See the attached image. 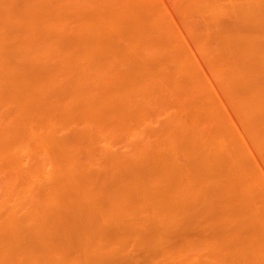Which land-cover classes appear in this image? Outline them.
<instances>
[{
    "label": "bare ground",
    "instance_id": "6f19581e",
    "mask_svg": "<svg viewBox=\"0 0 264 264\" xmlns=\"http://www.w3.org/2000/svg\"><path fill=\"white\" fill-rule=\"evenodd\" d=\"M27 1L25 0L26 3ZM51 1L31 0L29 4H21L20 6L24 7H21V10L19 9L13 14L10 13L12 15L8 14V11L11 8L14 10V7H20H16L19 2L15 3L17 4L16 6L13 4L14 7L8 4L9 1H7L8 3L6 2L7 4L2 2L3 5L0 3V10L2 11L0 14V121H12V123L9 122V124H12L11 126L8 124L10 128H7L6 124L4 126L6 127L5 129L3 126L0 128V169L13 171V173L16 171V175L17 171L25 172L27 179L25 178L23 183L18 186L19 188L17 185L10 184L11 182L8 184L14 185L18 189L15 190L14 187L10 189V186L3 185L10 189L11 194L5 188V192L7 191L9 195L14 196L15 193L16 195L18 193L19 195L24 194L29 202L27 203L24 200L26 204L32 205H28L32 208H30V213L26 217L20 215V213H15L16 210L11 211V209L9 210L11 212L7 213V215L5 214V216L0 213V227L3 226L5 228L6 225L10 232L9 236L6 237L4 236L6 231L3 229L5 234L2 237L5 238L2 239L3 248L1 247V250L4 247L8 249V246L13 249L12 246L17 243L16 247H14H21L24 251L31 243H37L36 240L31 239L32 236H29V239L27 238L28 235L25 236L23 228L26 229L31 223L32 226L36 225L39 221L38 219L46 215L45 212L49 209L48 207L59 205L57 212L59 215H55L54 218L57 219L60 216L57 220L61 221V225L63 223L64 226L62 225V227L64 228L60 233L59 240L57 239V244L55 243V246L51 244L52 248L50 247L49 251L45 250V239L39 238L41 237V232L34 227V233L35 230L39 233H36L37 236L39 235L37 240H43L44 248L42 246L40 248L41 243H38V247V244L36 248L35 246H29V250L37 249L41 255L36 252L37 250L33 251V257L31 252L27 253L29 256H25L29 258L28 260L24 256L23 251H21L23 253H20L21 259H23V256L25 259L19 262L16 261L17 264H103V260L111 257L110 254L115 250L120 249L122 246L125 250V245L123 244L128 243L126 241L127 238L131 239V237H134L133 239H135L138 236L136 233L139 229L144 228L151 230L149 236L152 235V237L147 240L148 242L141 240L140 243L155 247L157 250V256H154L155 258H152L153 260L151 259L148 264H163L164 259L167 258L171 259L170 261H174V264H264V192H262L264 190L262 187L264 186L261 187L258 175L247 161L243 147L225 128L224 124L221 126V117L219 118L215 109H213V112L210 108L211 106L207 116H203V113H201V116L198 117L201 119L205 118L206 125L203 126H207L210 129L208 132H203L204 127L201 125L204 123L202 120V124L198 118H196L198 120L192 119L194 117L191 118L192 120L189 118L186 120L184 117L187 116L184 114L185 116L182 117V114L181 118H184L183 120L178 113L179 115L169 117L171 122L169 126L164 124L162 125V131L161 127L157 129L158 132L160 131L159 133L156 130L157 133L155 131L150 133L151 135L156 133L153 139L145 136V140L147 138L152 140L146 147L139 140L137 141L144 148L137 141L134 142L135 145L131 147L134 149V151L132 150L133 155H137L138 158L134 155L137 161L135 159L132 162L135 163L133 166L130 163L131 168L129 167L130 164L127 165L125 162L129 169H127L128 171L123 177L122 175L121 177L119 175V177H116L118 170L114 169H118L116 167L119 166L118 163H115L119 160L116 155L114 154L113 156V154H110L111 152L108 153V150L103 151L104 149H101L100 155L104 157L103 160L105 158L110 160L109 162L107 161L109 164L113 161L114 164H110L113 168L117 166L113 170L109 166L110 175L112 176L110 177L109 175L111 178L109 182L105 180L107 185L103 187L95 185L97 170L92 169V160L89 161V156L95 151V147L98 149V145L102 144V142L108 143L109 141L111 143L113 139L117 141V137L119 141L120 138H142L149 131L148 128L146 129L148 123L152 122L161 112L164 113V110L165 113L170 111V108L168 109L169 111H166V109L170 106L171 99L175 98V96H172V92L170 99L171 93L169 92L176 90L178 87L177 83L179 84L178 81L176 82L178 79L174 78V74L183 72L181 75L179 74L181 76L180 79H186V77L188 79V75L191 73L194 75L196 71L191 72L190 66L189 68L188 66L186 67L188 62L185 64L184 60L180 59L179 56L181 55H179L178 47L176 48V43H174L173 36L175 34L173 32L172 34L171 32L167 33L166 30L168 28L165 30L164 26H161L160 21L163 20H160V18H163V14L156 5L157 8L154 6V9H151L152 12H149L151 10L147 9L148 7H143L145 4L142 5V3L146 2H143V0L137 1V4L141 1L139 4L142 7L136 4L134 7L131 5V8L124 1H122L123 4L118 2L121 0ZM189 1L191 2L192 0ZM204 1H202V5L205 7L202 6L203 8L199 9H207L209 5H211L209 6L210 9L215 7V3H212L213 1ZM237 1L239 0H234V2L232 0V4L237 3ZM247 1L246 3L249 4L250 1ZM254 1L257 2V0H253L250 6L248 5V8L254 9L253 11H255V4H257ZM206 2L209 5L206 6ZM215 2H217V5H221L218 1L215 0ZM226 2L224 1V3ZM88 3L90 5L96 4V9L98 10L91 9L92 11H86L84 9L85 11L82 12L81 8L84 5L88 6ZM150 3L153 4V1ZM242 3L245 5L244 0ZM258 3L260 2L258 1ZM239 4L238 7H241L242 4ZM148 5L146 4V6ZM251 5H255V7ZM222 6L218 8L221 9ZM1 7L3 8L1 9ZM187 7L190 8L189 4ZM215 8L211 10L215 11ZM210 9L209 11H211ZM235 9H237V6ZM250 9L249 11H251ZM239 10L242 11L243 9L240 8ZM153 11H155V14H152L154 13ZM245 12H248V10ZM256 13L252 15H256ZM260 15L257 14L256 16L259 17ZM242 17L244 18V16ZM258 17L255 18L258 22H264L261 18V21H259ZM245 18L247 19V17ZM151 19L157 23L154 30L153 27L151 28ZM254 23L256 22L254 21ZM257 23L256 27L264 28V26H261L264 23L261 25ZM13 28H15V32H13ZM16 28L18 31L23 29L24 32H21L22 34L24 33V37L18 36V40L13 39L15 40L13 44L10 41L12 32L13 35L19 33H16ZM254 29L258 30V28ZM38 31H40L41 35H39ZM251 32H254V35L258 34H255L257 31ZM153 33L156 34L153 35ZM160 33H163L164 37L166 36L165 38H167L165 45L157 44L156 42L158 41L155 42L154 37H152V35L160 36ZM259 33L257 36L261 35L262 37H253L258 42L261 38H264V31ZM19 34L21 35V33ZM233 34L235 35V33ZM244 34L248 38L251 33L246 32ZM223 35L225 34L223 33ZM236 35L235 38L237 37ZM246 35H241L245 38L240 36V42L236 40L238 38L232 39L231 35L230 38L238 43L237 45L235 44L237 47L240 46L244 50L246 44H242L241 41L249 39L246 38ZM217 36L219 37L220 35ZM217 36L215 38L218 41L219 38ZM228 36H225V40L223 39L224 36L220 37L217 46L220 42V47H222L223 40L226 41L227 38L230 43L223 42L225 44L223 47L225 50L227 46L231 48V50H227L230 51L228 54H231L232 48H236V46L234 45L235 42L230 41ZM251 38L247 41L249 45H247L246 50H250V42H253ZM7 40L9 41L7 42ZM4 41H6V44L11 43L12 46L8 47L10 44L7 46ZM208 42V40L202 39L201 43L199 41L201 44L199 47L206 49L209 46H207ZM258 42L254 41V43ZM254 43L251 46L259 48L258 45L257 47L253 45ZM210 45H213V43H210ZM229 45L231 46L229 47ZM243 45H245L244 48H242ZM240 47L236 49L241 52ZM224 49H222L221 53L226 55L227 53H224ZM261 49L258 50L262 51ZM164 50L165 53H169V55L167 54L169 58L160 60L161 57H159L160 59H158L160 53H163L161 51ZM256 50L253 53L250 52L251 50L246 51L250 53V55L248 54L249 56L246 55L247 57H245V52L242 51V55L245 58L252 60L250 62L252 68L253 66L256 68L257 65H264V60H261L262 64L259 62L264 54L260 55L262 52L260 53V51ZM236 52L234 51V53ZM255 52H259L260 55H258L260 59H258V56L255 59L256 61L257 59L259 60L256 62L258 63L257 65H255V60L253 59L255 57L251 55V53L254 54ZM213 54L215 55V53ZM6 56L9 57L10 61L8 64H1V61ZM213 56L210 58H212L211 63L214 65V72L217 75L218 73L221 75L222 65L218 63V58L215 57L217 52ZM221 56L223 57V55ZM237 56L239 57L240 55ZM251 57L253 58L251 59ZM226 59L228 58L223 59L224 62ZM245 60L247 61V59ZM4 61L6 62L7 60L4 59ZM23 62H26V67L21 66L24 65ZM247 62L249 63V61ZM233 63L235 62L233 61ZM243 63L240 66H243ZM250 64L246 65L247 70L244 69L247 74L244 72L242 74L243 68H245L243 67L239 72L241 73L239 76L241 75L242 78L247 77L246 75L248 74V77L250 76L252 73ZM236 68L234 66L235 70ZM258 73L260 72L258 71ZM230 76L232 75L230 74ZM235 76L233 77L236 78ZM229 78L231 79V77ZM69 80L76 84L77 88L79 86L78 82H81L79 87L82 86L83 89L81 88V91L79 90L80 88L77 89L80 91L78 92L76 87L72 85V89L76 91L71 88L69 90V87L66 86L68 82L70 83ZM189 80L192 81V79ZM237 80L239 79L237 78ZM262 80L260 79L259 83L264 84V82H261ZM253 81L255 82V80ZM82 82H85L83 83L85 87ZM189 82L187 81L186 83ZM193 82L192 84L190 83L191 86L194 85ZM70 84L68 85L71 87ZM257 84L258 78L257 83L255 82L252 85L257 86ZM198 85L196 86L199 87ZM258 85L260 90L258 89L259 86H257L258 88L252 86V90L248 88V91H250L249 93L247 92L248 95L246 92L244 94H242L243 92L239 93L243 96L239 98L238 104L234 102L239 109H236L238 115L242 117L243 121L246 119L247 123L248 120H251V123L260 122L264 124V114H262L264 113V90L261 91L264 85ZM184 86L190 87L188 84ZM196 86L194 85L195 88L193 89H196ZM84 88H86V91ZM179 88H181V85L177 89L179 90ZM235 88L233 89L236 90ZM184 91H187V89H184ZM176 96L178 97V95ZM70 105L76 106L75 109L70 107ZM258 110L262 111H260V116L256 114ZM197 116L195 115V117ZM75 125L80 126V129L76 130ZM199 125L203 128L199 127ZM251 125L249 124V126ZM166 126L168 127L164 128ZM70 127V130L73 128L72 131L74 133L71 131L73 135L71 137L70 134V138L67 136L69 139L66 137L62 138L57 134L58 129H68ZM207 128H205L206 131ZM254 133L257 135L258 131H254ZM261 133L258 135L256 147L261 154L260 156L264 158V132L261 131ZM97 152L99 151L97 150ZM82 153L83 157H85L80 159L79 155ZM181 153L187 157L186 161L183 160L185 163L177 160V155H181ZM24 156L30 157L33 164L25 167L23 165L25 162H22ZM83 159L85 160L83 161ZM21 177L24 176L21 175ZM19 200L17 203L14 202L18 205V208L21 206H19V202L20 204L24 203ZM3 205L6 206V204ZM12 206L13 208L15 207L11 204ZM48 212L50 211L48 210ZM15 214L23 218H18ZM189 216H193V219L197 218L201 225L203 224L206 228H211V236L209 234V238L197 241L193 238L194 241L183 240L179 244L171 242L172 245L168 244L169 242L166 243L165 240L163 241L162 237L165 236L166 232L168 234L169 227L171 228L174 225L182 226ZM47 220L50 224L51 221ZM42 222L44 223V221ZM49 227L51 228V226ZM50 228L43 231L47 232ZM53 230H55V227H53ZM21 233H24V235ZM34 233L33 235H35ZM52 235L50 234L49 236ZM23 236L27 238L28 243ZM139 238L142 239L143 237L139 236ZM137 240L135 239L134 241ZM5 242L7 247L4 245ZM70 246L73 249V255L76 253L74 256H70ZM66 249H69L67 252L69 256L67 254L68 257H65V261H63L64 259L61 257L60 252ZM11 251L6 253L10 256L12 254ZM18 251L20 252V250ZM18 251L16 252L17 254L19 253ZM57 251L60 253V258L56 257ZM25 252L27 251L25 250ZM3 254L7 256V254ZM18 255L16 260H20ZM49 255H53L59 260L62 258L63 260L58 262V259L56 260L55 258L51 260L52 256ZM30 257L33 259L31 260ZM34 259L38 261L36 262Z\"/></svg>",
    "mask_w": 264,
    "mask_h": 264
},
{
    "label": "rangeland",
    "instance_id": "374dc122",
    "mask_svg": "<svg viewBox=\"0 0 264 264\" xmlns=\"http://www.w3.org/2000/svg\"><path fill=\"white\" fill-rule=\"evenodd\" d=\"M7 1H9V3L7 2ZM11 1V2H10ZM27 1V0H26ZM29 1H31V0H29ZM29 1H27V3L25 2V0H3V1H1L0 0V3L2 4V2H3V4L5 3V4H9L10 6L12 5L13 7H14V5L16 6L17 4H15V3H18V5L16 6V7H18V6H20L21 4H29ZM56 2L58 1V0H55ZM55 1H54V3H55ZM122 1H124V2H126L128 5H129V7L132 5L133 7H134V5H136L137 4V1L138 0H121V1H118L119 3L120 2H122ZM144 1H146V2H144ZM153 1V4L152 3H150V2H152ZM202 1H204V0H201V3H200V0H192L191 2L189 1V0H143V2L144 3H142V5L143 4H145V6H143V7H148L147 9H149V10H151V9H154V6L156 5L160 10H161V12H162V19L160 18V20H163V21H160V23H161V26H164V28H165V30H166V28H168L166 31H167V33H170L171 32V34H172V32L175 34H173L174 36V43H176L175 44V46H176V48L178 47V49L177 50H179V55H181V56H179L180 57V59H182V60H184L183 62L186 64L187 62V64H186V67L188 66V68H189V66H190V69H192V71L191 72H193V71H196V72H194L195 74L193 75V73H191L190 75H188L189 77H188V79H187V77H186V79L184 78H182L183 79V81H182V79H180L181 78V76H179V74L181 75L182 73H176V74H174L173 76H174V78L176 77V79H178V80H176V82L178 81L179 82V84L177 83V85H178V87L181 85V88H179V90L176 88V90H174V91H171V92H169V93H171L170 94V96H169V98L171 97V95H172V92H173V95L172 96H175V98H170L171 99V102H170V106L166 109V111H169L168 109L170 108V111L168 112V113H170V114H168V113H165V110H164V113L163 112H161L159 115H157L156 117H155V119H153L152 120V122H150V123H148L147 124V126L148 127H146V129L148 128V130L150 131H147V133L149 132V134L151 133V132H154L155 130L158 132V130L157 129H160V127H161V131L163 130L162 129V125H164V124H167L168 126L171 124V122H170V118H171V116L172 117H174V115H179L180 114V118H181V115H182V117L183 116H187V117H184L186 120H187V118H189L190 120H192V119H196V118H198V117H200L201 115V113H203L202 115L203 116H207L209 113H207L208 112V110H209V107L213 110V109H215L216 110V112H218V115H219V118L222 120L221 121V126H222V124H224V126H225V128L231 133V135L236 139V141L243 147V149H244V152H245V155H246V158H247V161L249 162V164H251V167L253 168V170L256 172V174L258 175H256L257 177H258V180H259V182H261L260 184H261V187L262 186H264V158H262V156H260L261 154H260V152H259V150H258V148L256 147V145H257V140H258V135H260V134H262L261 133V131L262 132H264V124H262V123H260V122H257V123H254V122H252L251 123V120L249 121L248 120V123H247V120L245 119L244 121L242 120V117L240 116V115H238V112H237V110H239L238 108H237V105L236 104H238L239 103V101H240V99L239 98H241V96H243L242 94H244L245 92H246V94H247V92L249 93L250 91H248V88H249V90H252L253 89V87H257V86H259L258 84H260L261 86L262 85H264V84H261V83H259V81H260V79L262 80V79H264V76H262V75H264V65H261V66H259V65H257L258 63H256L257 61H259L258 59H260L259 58V56L260 55H262V54H264V43H262V42H264V38H261V40H259V42L258 41H256L255 39H253V37H259L260 38V36H257L258 34H260L259 32H262V31H264V30H262V29H264V28H262V27H256V23L258 22L257 21V19H255V18H257L258 16H256L257 14L258 15H260L259 17H258V19H259V21H261V20H264V19H262V18H264V11H262V10H264V4H262V3H264V0H257V2L256 1H254V2H256L257 4H255L256 5V7H258V8H256L255 7V5L253 6V5H251V6H253V7H255V11H253V10H251L250 8H248L249 6H250V4L253 2V0L251 1V0H249L250 2H249V4H247L246 2H248L247 0H244V3H245V5H243V0H239V1H237V3L239 2V3H241L242 5H241V7L239 6L238 7V5H240L239 3H238V5H236L237 3H233L232 4V0H216V1H218V3L219 4H221L220 6H222V5H224V6H222L221 7V9H219L218 7H220L219 5H217V2H215V0H209V1H213L212 3L214 4L215 3V7H217V8H215V7H213V8H215L216 10L215 11H213V10H211V9H213L212 7H211V9H210V7L209 6H211V5H209V4H207L208 2H206V6L207 5H209L208 6V8L211 10V11H209V9L207 8V9H205L204 8V10H202V9H199V8H201L203 5H202ZM206 1H208V0H206ZM224 1L226 2V1H228V2H226V3H224ZM236 1V0H235ZM240 1H242V2H240ZM258 1L260 2V3H258ZM7 2V3H6ZM51 2H53V0L51 1ZM139 2H141V1H139ZM139 2H138V6H141L142 7V5H140L139 4ZM233 2H234V0H233ZM199 3V4H198ZM204 3H205V1H204ZM230 3V4H229ZM2 4V5H3ZM14 4V5H13ZM89 5L88 6H86V5H84V6H86V7H82L81 8V11L82 12H84L85 10L87 11V10H98V9H96L97 7H96V4H92V5H94V6H92V5H90V3H88ZM121 4H123V2L121 3ZM146 4H149L148 6H146ZM188 4H189V6H190V8L189 7H187L188 6ZM229 4V5H228ZM260 6H259V5ZM231 5H233V6H231ZM249 5V6H248ZM11 6V7H12ZM155 6V7H156ZM198 6V7H197ZM200 6V7H199ZM213 6V5H212ZM236 6H237V9H235L236 8ZM4 7V6H3ZM3 7H1V9L3 8ZM6 7H8V6H6ZM21 7H24V6H20V7H18V8H15L14 7V10H12L13 8H11V10L10 11H8V12H6V13H8V14H10V13H15L16 11H19V9L21 8ZM132 7V8H133ZM156 7V8H157ZM183 7V8H182ZM203 7H205V6H203ZM202 7V8H203ZM234 7V8H233ZM243 7V8H242ZM244 7H245V9H244ZM87 8V9H86ZM131 8V7H130ZM135 8H138V7H135ZM163 8V9H162ZM194 8V9H193ZM196 8V9H195ZM241 8V9H243L242 11L241 10H239V9ZM247 8V9H246ZM6 9H9V8H6ZM83 9V10H82ZM85 9V10H84ZM191 9H192V11H191ZM218 9V10H217ZM249 9L251 10V11H249ZM257 9H260V10H257ZM21 10V9H20ZM91 10V11H92ZM198 10H202V11H198ZM248 10V12H245V11H247ZM257 10V11H256ZM1 11V10H0ZM164 11V12H163ZM185 11H187V12H185ZM189 11V12H188ZM149 12H152V10L151 11H149ZM148 12V13H149ZM154 13H152V14H155V11H153ZM240 12V13H239ZM252 12H254V13H252ZM256 12H258V13H256ZM2 13V11L0 12V14ZM246 13H248V14H246ZM255 14L256 13V15H252V14ZM12 14H10V15H12ZM152 14H150V15H152ZM239 14V15H238ZM243 14V15H242ZM251 14V15H250ZM149 15V16H150ZM152 16H154V15H152ZM242 16H244V18L242 17ZM249 16V17H248ZM254 16H256V17H254ZM245 17H247V19L245 18ZM260 18H261V20H260ZM251 19H253V20H251ZM254 21L256 22V23H254ZM150 23H151V28L153 27V30H154V27H156V21H154V20H150ZM262 23H264V22H262ZM261 22H258L257 24H259V25H261L262 24ZM253 25H255V26H253ZM121 26H123V25H121ZM166 26V27H165ZM258 26V25H257ZM261 26H264V25H261ZM124 27V26H123ZM123 27H121V28H123ZM213 27V28H212ZM215 27H216V29H215ZM253 27V28H252ZM254 28H258V30H259V28H261L260 30H259V32H258V30H255ZM171 29V30H170ZM214 29V30H213ZM219 29V30H218ZM227 29H228V32H227ZM253 29V30H252ZM13 32H15V28H13ZM16 30H17V32L16 33H21V35L19 34H14L13 35V32H12V39L10 40L11 42H15V40H18L19 39V37L18 36H21V37H24V33L22 34V32L21 31H23V29H20L19 31H18V29L16 28ZM163 30V29H162ZM165 30H163V31H165ZM173 30V31H172ZM203 30V31H202ZM224 30H225V32H224ZM233 30V31H232ZM236 30V31H235ZM169 31V32H168ZM206 31H208V32H206ZM214 31V32H213ZM216 31V32H215ZM229 31H231L230 33H229ZM235 31V32H234ZM251 31H257L255 34H257V35H254ZM24 32V31H23ZM39 32V35H41L40 34V31H38ZM37 32V33H38ZM204 32V33H203ZM218 32V33H217ZM235 33V35H236V33H237V37L236 38H240V36L241 35H246V34H244V33H251L250 35H248V38L250 39L251 37V41H253V42H250V46H249V49L251 50H246V48H247V45H249V43L247 42V41H249V39L247 38V35H246V38L248 39V40H244V41H241V43L242 44H246V48L244 49V50H246V51H250V52H252V49H257L256 51H260V50H258V49H261V47H262V51H260V55H259V52H255L254 54H252L253 52H254V50H253V52L251 53V55H253L255 58H253V57H251V59L253 58L254 60L256 59V57L258 56V59H257V61L255 60V65H257V66H259V68H257V66H256V68H254V66H253V68H252V66H251V64H250V62L252 61V60H250V58H245V57H247L246 55H250V53H247L246 51H244L243 49H241V47L240 46H238V47H240V49H241V52H240V50L239 49H236V48H238L236 45L238 44V43H236L234 40L236 39L235 38V35L233 34V33ZM36 33V35L38 36V34ZM42 33V32H41ZM223 33L225 34V35H223ZM226 33H227V35H226ZM156 34V33H155ZM154 33H153V35H155ZM207 34H208V36H207ZM252 34H253V36H252ZM16 35V36H15ZM152 35V37H154V40H155V42L156 41H158V42H156L157 44H161V45H163L164 43L166 44V42H167V38H165L164 37V35H163V33L161 34L160 33V36H153ZM163 35V36H162ZM205 37H204V36ZM210 35V36H209ZM217 35H220L219 37L217 36ZM229 35V36H228ZM230 35H231V38L232 39H234V40H231V38H230ZM234 35V36H233ZM238 35H239V37H238ZM212 36V37H211ZM218 37L219 38V40H220V37L222 38L223 36V39L225 40V36L227 37H229V39H230V41H233V42H235L234 43V45L236 46V48H232L233 49V51L231 52V54H228V53H230V51H227L228 49L229 50H231V48H228V46H227V48H226V46H225V48H226V50L224 49V47H223V45H225L224 43L225 42H227V43H230V42H228L227 41V38H226V41H224L223 39H221V40H223V42H222V47H220L221 46V44H220V42H219V47L217 46V43H218V41H217V38H215V37ZM21 37H20V39H21ZM201 37V38H200ZM203 37V38H202ZM206 37H209L210 38V40H209V38H206ZM242 38H245V37H243V36H241ZM262 37V36H261ZM27 38V37H26ZM166 40H165V39ZM176 38V39H175ZM13 39H15V40H13ZM199 39V40H198ZM202 39H206V41L208 40L211 44L213 43V45H210V43L208 42L207 43V46L208 47H206V49H209L210 47L213 49H209V50H206V49H202V47L200 48L199 46H201V41H202ZM228 39V40H229ZM236 39L237 41H239L240 42V40L241 39ZM9 40H7V42L9 41ZM162 40V41H161ZM213 40H215V41H213ZM258 40V39H257ZM177 41V42H176ZM199 41H200V43H199ZM213 41V42H212ZM217 41V42H216ZM254 41L255 42H258V43H254ZM14 42H13V44H14ZM18 42V41H17ZM162 42V43H161ZM216 42V43H215ZM233 42H231L232 44H233ZM4 43L6 44V41H4ZM226 43V44H227ZM248 43V44H247ZM252 43H254L253 45H255L256 47H257V45L259 46V48H255L254 46H251V44ZM10 44V45H9ZM164 44V45H165ZM214 44H216V45H214ZM242 44H240L239 43V45H241L242 46ZM260 44H261V47H260ZM4 45V44H3ZM8 47H10V46H12L11 45V43H8V44H6ZM228 45V44H227ZM234 45H232V47H234ZM213 46H214V48H213ZM231 45H229V47H230ZM244 46L245 45H243V47L242 48H244ZM250 47H254V48H250ZM2 48H4V46H2ZM180 48V49H179ZM219 48V49H218ZM224 49L223 51H224V53L226 54V55H224L223 53H221V51H222V49ZM10 49V48H9ZM8 49V50H9ZM202 49V50H201ZM216 49V50H215ZM218 49V50H217ZM236 49V50H235ZM4 50V49H3ZM5 50H6V46H5ZM24 51V50H23ZM167 51H169V50H167ZM227 51V52H226ZM234 51L237 53H234ZM245 52V57L242 55V53L243 52ZM6 52V51H5ZM161 52H163V53H160V55L158 56V59H160L159 57H161V59L160 60H167L169 57H168V55H169V53L168 52H166L165 53V50L164 51H161ZM181 52V53H180ZM216 52H217V56H215L216 55ZM220 52V53H219ZM239 52H240V54H239ZM209 53H210V55H209ZM213 53H215V57L216 58H218L217 60H218V63H220V65H222V68H221V66H220V68L222 69V71H221V69H219L222 73H223V75H222V73L220 72V74L221 75H219V73H218V75H217V73L216 72H214V65H212L213 63H211L212 62V58H210V57H212L213 55L212 54ZM168 54V55H167ZM218 54H221V55H223V57L221 56V55H218ZM233 54V55H232ZM4 55H6L5 53H4ZM208 55V56H207ZM228 55V56H227ZM237 55H240L239 57L237 56ZM248 55V56H249ZM213 56V57H214ZM221 57V58H219V57ZM237 56V57H236ZM7 57L8 56H6V57H4V59H6L7 61L5 62L4 61V59H3V61H1V64L2 63H4V65L5 64H8V62L10 61L9 60V57H8V59H7ZM229 57H231V58H229ZM225 58H228V59H226L225 60V62H224V60L223 59H225ZM243 58V59H242ZM239 59V60H238ZM245 59H247V61H249V63L245 60ZM241 60V61H240ZM261 60H264V55H262V59H260V61L259 62H261V64H262V61ZM220 61V62H219ZM228 61V62H227ZM231 61V62H230ZM233 61L235 62V63H233ZM243 61H244V63H243ZM243 63L242 65L243 66H240L241 65V63ZM217 63V65H219ZM247 63V64H246ZM252 63H254V62H252ZM23 64L24 65H21V66H25L26 67V62H23ZM250 64V66H251V68H250V66H249V68L252 70H250L252 73L250 74V76L248 77V75H246L247 77H244V78H242V76H241V78H239L240 76H239V74H241V73H239L242 69L241 68H243V67H245V68H243V71H242V74H243V72L244 73H246L247 74V71H245V70H247L246 68H247V66ZM191 65H192V68H191ZM226 66V68H225V66ZM247 65V66H246ZM252 65H254V64H252ZM223 66H224V68H223ZM228 66H229V68H228ZM231 66H232V68H231ZM234 66H235V68H236V66H237V68H236V70L234 69ZM238 66H239V70H238ZM187 68V69H188ZM195 69V70H194ZM224 69V70H223ZM245 69V70H244ZM262 69V70H261ZM231 70V71H230ZM238 70V71H237ZM225 71V72H224ZM256 71V72H255ZM258 71L260 72V73H258ZM232 72H235V73H232ZM185 73V72H184ZM215 73V74H214ZM226 73V74H225ZM232 75V76H230V74ZM259 75H258V74ZM262 73V74H261ZM187 75H185V76H187ZM225 75H227V76H225ZM236 75V76H235ZM245 75V74H244ZM243 75V76H244ZM185 76H182V77H185ZM222 76V77H221ZM233 76H235L236 78H234ZM191 77V78H190ZM196 77V78H195ZM227 78V80H226V78ZM229 77H231V79H232V81H231V79L229 78ZM260 77V78H259ZM195 78V79H194ZM233 78H234V81H233ZM237 78L239 79V80H237ZM255 78V79H254ZM257 78H258V84H257V86H254V85H252V84H255V82L257 83ZM70 79V78H69ZM72 79V78H71ZM179 79H180V81H182V83H180V81H179ZM189 79H192V81H190ZM194 79V80H193ZM235 79H236V81H235ZM255 80V82L253 81V80ZM187 82H189V83H186L185 81ZM248 80H252L251 81V83H249L250 81H248ZM70 81V83L68 82V84H70L71 85V87L67 84L66 86L67 87H69L68 89L70 90V88L72 89V85H76V84H74V83H72V81L71 80H69ZM195 81H197V82H194ZM240 81V82H239ZM247 81H248V83H247ZM76 82V81H75ZM192 82H193V84L196 86V85H198L199 87H197L196 86V89H193V88H195L194 87V85H190V83L192 84ZM238 82V83H237ZM261 82H264V80H262ZM79 83V86H80V83L81 82H78ZM78 83H77V85H78ZM83 83H85V82H82V85L84 86V84ZM197 83V84H196ZM189 85L190 87H186V86H184V85ZM248 84V85H247ZM86 85H87V83H86ZM183 85V86H182ZM78 86V88L76 87V90L77 89H79L80 91H81V88H82V86L81 87H79ZM233 86V88H235V86H236V90H234L233 88L231 89V87ZM237 86H240V87H237ZM253 86V87H252ZM85 87V86H84ZM184 87H186V88H184ZM246 87V88H245ZM87 88V87H86ZM86 88H84L85 89V91H86ZM174 89H175V87H173ZM188 88H190V90H188ZM229 88H230V90H229ZM258 88V87H257ZM256 88V89H257ZM262 88V87H261ZM83 89V88H82ZM184 89L186 90L187 89V91H184ZM259 90H260V86H259V88H258ZM72 90H75V89H72ZM75 90V91H76ZM262 90H264V88H262L261 89V91ZM78 91V90H77ZM80 91H78V92H80ZM84 91V90H83ZM181 91V92H180ZM239 91V92H238ZM243 92V93H242ZM82 93V92H81ZM176 93V94H175ZM179 93H181V94H179ZM233 93H235L234 95H233ZM239 93H242L241 95L239 94ZM246 94H245V96H246ZM82 95V94H81ZM176 95H178V97L176 96ZM248 95V94H247ZM232 98H237V99H233L232 100ZM174 99V100H173ZM177 99V100H176ZM170 101V100H169ZM174 102V103H173ZM236 104H235V103ZM238 102V103H237ZM173 103V104H172ZM209 104V105H208ZM236 105V107H235V105ZM208 105V106H207ZM240 105V104H239ZM238 105V106H239ZM172 106V107H171ZM70 107H72L73 109H75V107L76 106H71L70 105ZM213 107V108H212ZM208 108V109H207ZM70 109V108H69ZM211 109H210V111H211ZM237 109V110H236ZM70 110H72V109H70ZM180 111H182L181 113H180ZM261 111V110H260ZM259 110L258 111H256V114H258V116H260V114H261V112H260ZM213 112H214V110H213ZM179 113V114H178ZM220 113V114H219ZM240 113V112H239ZM171 114H173V115H171ZM185 114V115H184ZM191 115L190 117H188L189 115ZM199 114V115H198ZM262 114H264V113H262ZM193 115V116H192ZM195 115L197 116V117H195ZM217 115V116H218ZM202 116V117H203ZM238 116H240V117H238ZM170 117V118H169ZM192 117H194V118H192ZM184 118H181V119H183L184 120ZM192 118V119H191ZM241 118V119H240ZM199 120H200V122H201V120L203 121V123L204 124H202V122H201V126H203V125H206L205 124V118L204 119H201V118H198ZM198 119H196V120H198ZM220 119H219V121H220ZM5 120V119H4ZM169 120V121H168ZM189 120V121H190ZM224 121V122H223ZM1 123H0V128H1V126H5V124H6V127L7 128H10V126L12 125V124H9V122L10 123H12V121L10 120H6V122L4 121H0ZM3 122V123H2ZM2 124V125H1ZM10 126H9V125ZM249 124L251 125V124H254V125H256V126H254V125H251V126H249ZM259 124H261V125H259ZM168 126H166V127H164V128H167ZM200 125H199V127H201ZM253 126H254V128H253ZM6 127H4V129L6 128ZM72 127H74L73 125H72ZM204 127V128H203ZM203 127H201V128H203V132L205 131V132H208L210 129H208L207 128V126H203ZM252 127V128H251ZM205 128H207V131L205 130ZM257 128V129H256ZM3 129V128H2ZM66 129V128H65ZM58 129L57 131V134L60 136V137H66V138H70V134H71V137H72V135H73V133H74V131H72L73 130V128H72V130H70L71 129V127L70 128H68V129ZM75 129L77 130V129H80V126H78V125H75ZM152 129H153V131H152ZM258 131V133H257V135L254 133V131L255 132H257L256 130ZM68 130V131H67ZM70 130V131H69ZM64 131V132H63ZM67 131V132H66ZM71 131L73 132V133H71ZM155 131V132H156ZM253 131V132H252ZM156 132V133H157ZM160 132V131H159ZM158 132V133H159ZM147 133H145L144 134V136L142 137V138H140V139H135V138H120V141H119V139H118V137L116 138L117 139V141L116 140H114V142H112L111 141V143L108 141V143L106 142H102V144H99L98 145V149H97V147H95V151L94 152H92V154H91V156H89L90 158H89V161H91V167H92V169H95V170H97L96 171V175H97V180L94 182L95 183V185L97 186L98 185V187H100V186H105V185H107V181L109 182L110 180L109 179H111L110 177L112 176V175H110V170H109V168L111 167V163L112 164H114V162L113 161H111V163L109 164L108 162L110 161V160H107L106 158H105V160H103V158L104 157H102V155H100V152L103 150V151H107L108 150V153L109 152H111L110 154H113V156H114V154L116 155V158H118L119 160H118V162H115L116 164L118 163V165L119 166H115L116 168H118V169H114L113 167H111L110 169H114V170H118L117 172V176L116 177H121V175H122V177H123V175H126L125 173L128 171L127 169H129V167L131 168V164H132V166H133V164H135V163H132L135 159H136V157L135 156H137V155H133V151H134V149H133V147H131V146H133V145H135L134 144V142H136L137 140H139V141H141L142 143H144V147H146L148 144H149V142L151 143V141L152 140H149V138L150 139H153L154 138V136L156 135V133H155V135H149V134H147ZM193 135V134H192ZM68 136V137H67ZM145 136H148L149 138H147L146 140H145ZM188 137V136H187ZM190 137H192V136H190ZM66 138H64V139H66ZM68 138V139H69ZM67 139V140H68ZM189 139H191V138H189ZM128 140V141H127ZM148 140V141H147ZM116 141V142H115ZM119 141V142H118ZM127 141V142H126ZM130 141H131V143H130ZM139 141H137L138 143H139ZM133 143V144H132ZM137 143V144H138ZM105 144H107V145H105ZM137 144H136V146H137ZM140 144V143H139ZM138 144V145H139ZM141 145V144H140ZM108 146V147H107ZM135 146V147H136ZM142 147H143V145H141ZM140 146V147H141ZM143 147V148H144ZM132 148V149H131ZM99 151V152H97V150ZM102 149V150H101ZM130 150H131V152H130ZM133 150V151H132ZM81 155H82V157H81ZM93 155V156H92ZM120 155V156H119ZM80 156V159L81 158H84L83 157V153L82 154H80L79 155ZM78 156V157H79ZM97 156V157H96ZM112 156V155H111ZM112 156V157H113ZM118 156V157H117ZM95 157V158H94ZM177 160H179V162H182V163H185L183 160H185L187 157H185L184 156V154H182L181 153V155L180 154H178L177 155ZM24 159H22L23 161V165L25 166V167H28V166H30L31 164H33L32 162H31V158L30 157H28V156H24L23 157ZM26 158V159H25ZM29 158V159H28ZM97 158V159H96ZM114 158V157H113ZM137 158H138V156H137ZM109 159V158H108ZM110 159H111V157H110ZM122 159V160H121ZM85 159H83V161H84ZM28 161V162H27ZM97 161V162H96ZM108 161V162H107ZM116 161V160H115ZM136 161H137V159H136ZM186 161V160H185ZM30 162V163H29ZM93 162V163H92ZM103 162V163H102ZM125 162H126V164L127 165H129L130 163V165H129V167L125 164ZM97 163V164H96ZM108 163V164H107ZM123 163V164H122ZM30 164V165H29ZM96 164V165H95ZM95 167H94V166ZM101 166V167H100ZM106 166V167H105ZM110 166V167H109ZM113 166V165H112ZM121 166H123V167H121ZM124 166H127V167H124ZM120 167V168H119ZM125 168V169H124ZM94 170V171H95ZM120 170V171H119ZM7 171V170H6ZM5 170H3V169H0V208H2V209H0V213H2V215L3 216H5V214L7 215V213H9V212H11V211H15V213H20V215H24V217H26V215H28L29 213H30V208H32V207H30V206H28V205H31V204H26V202L27 203H29L28 201H27V197H25V195L23 194V195H19V193H18V195H16V193L14 194V196L13 195H9L8 194V192L6 191L5 192V190L6 189H8V191H9V193H10V189L11 188H13L14 187V185L16 186L17 185V187L18 186H20V184H22L23 183V181L25 180V178H26V175L24 174L25 172H21V171H17L18 173H17V175H16V171L13 173V171L11 172V171H7L6 172ZM125 171V172H124ZM4 172V173H3ZM99 172V173H98ZM106 174H105V173ZM10 173H13V174H15V175H13V174H10ZM20 173H23V174H20ZM120 173V174H119ZM102 174V175H101ZM21 175H23L24 177H21L20 178V176ZM98 175H99V177H98ZM106 175V176H105ZM109 175H110V177H109ZM119 175V176H118ZM12 176V178H10ZM15 176V177H14ZM105 177V178H104ZM24 178V179H23ZM102 178V179H101ZM3 179V180H2ZM27 179V178H26ZM98 179H99V181H98ZM7 180V181H6ZM105 180H107V181H105ZM17 181V183H15V182ZM20 181V182H19ZM3 182V183H2ZM11 182V183H10ZM14 184V185H8V184ZM6 184L7 185V187L8 186H10L9 188H6L4 185ZM3 188H4V190H3ZM6 188V189H5ZM15 188V187H14ZM19 188V187H18ZM18 188H15V190L16 189H18ZM262 189H264V187H262ZM2 190V191H1ZM14 190V189H13ZM262 192H264V190H262ZM5 193H7V194H5ZM11 194V193H10ZM25 197V199H24V197ZM19 197H21L20 198V200H19ZM15 199H17V200H14ZM12 200V201H11ZM21 201V202H24L23 204H20V202H19V206H20V208H18V205H16L15 203H17V201ZM24 200H26V202L24 201ZM4 201H6V202H4ZM9 202V203H8ZM12 202V203H11ZM15 202V203H14ZM3 204H6V206L5 205H3ZM11 204L12 205H14L15 207L13 208V206L11 207ZM27 207H29V208H27ZM6 207V209H5V207ZM17 206V207H16ZM32 206V205H31ZM59 206V205H58ZM58 206H56V205H52V206H50V207H48L49 209V211L50 212H48V210L45 212L46 213V215L45 216H43V218L42 217H40L38 220V222L36 223V221H35V223H36V225L34 224L33 226L30 224V226H27V228L25 229V228H23L24 229V233H25V236L26 235H28L27 236V238L29 239V236L31 237L32 236V240H36L37 241V243H31L29 246L30 247H33V246H35V248H36V245L39 243H41V245H40V248H42L44 245H43V240H41L40 241V239H45L44 240V244H45V250H48L50 247H51V244H54V246H55V243L59 240L58 238H60V233L63 231V228L64 227H62V225H63V223H62V225H61V221H59V220H57V219H59V217L60 216H58V218L56 219V218H54L55 217V215H59V213H57L58 212ZM24 207V208H23ZM27 209H29V210H27ZM17 208V209H16ZM11 209V211H9ZM26 210V211H25ZM60 210V209H59ZM3 211V212H2ZM5 212V213H4ZM21 212H23V214H21ZM26 212H28V213H26ZM26 213V214H25ZM18 214H15L16 216H18V218L20 217V218H23V217H21L20 215H18ZM48 214H50L49 215V217H47L48 216ZM0 216H1V214H0ZM52 217V218H51ZM57 217V216H56ZM193 217V216H192ZM192 217H190L189 216V218H186V220L184 221V223H183V225L182 226H180V225H174V226H172L171 228L169 227V229H168V234H167V232L164 234L165 236H163L162 237V239H163V241L165 240V242L167 243V242H169L168 244H171V242L172 243H177V244H179V243H181L183 240L185 241V240H188V241H192L193 239L194 240H203V239H205V238H209V234H210V236H211V233H212V230H211V228L210 229H208V227L206 228V226H204L203 224L201 225V223L198 221V219L197 218H195V219H193ZM2 218H4V217H2ZM0 219H1V217H0ZM47 219H49V222H50V224L48 223V220ZM188 220V221H187ZM1 221V220H0ZM42 221H44V223L42 222ZM46 221V222H45ZM186 221H187V223H186ZM198 221V222H197ZM40 222H41V224H40ZM55 224H53V223ZM200 223V224H199ZM3 224V223H2ZM47 224H48V227H47ZM186 224V225H185ZM41 228H39V227ZM42 226H43V228H42ZM49 226H51V228L49 227ZM64 226V225H63ZM196 226V227H195ZM2 227V229H0V236H1V240H0V255H2V256H0V264L2 263V264H17V262L16 261H21V260H24L25 259V257L26 258H28L27 256H29V255H27V253H30L31 252V254H32V257H33V251H36V250H29V246H28V250L27 249H25L27 252H25V250L23 251L22 249H21V247H17V248H15L16 247V245H17V243H15V245H13L12 246V248L13 249H11V248H9V246L7 247V245H5L6 244V242L4 243V245L8 248V249H6L5 247H4V249H2L1 250V247L3 248V246H2V239H4L2 236L5 234V231H6V235H4V236H9L8 234L10 233L9 232V229L7 228V226L5 225V228L3 227V226H1ZM0 227V228H1ZM31 227V228H30ZM34 227L36 228V230L38 229V231L39 232H41V234H40V236L41 237H43V234H44V237L43 238H41V237H39L40 239H39V241L37 240V237L39 236H37L36 235V233L37 234H39L38 233V231L36 232V230H35V233H34V231H33V229H34ZM38 227V228H37ZM53 227H55V230H53ZM6 228H7V230H6ZM47 228H50L47 232H49L51 235L52 234H54V235H52V236H49L50 234L49 233H47V232H45L46 230H47ZM5 231H4V230ZM23 229H22V231H23ZM41 231H40V230ZM46 229V230H45ZM43 230H45V231H43ZM148 230V231H147ZM143 231H144V233H143ZM54 232V233H53ZM2 233V234H1ZM24 233H21L22 235H24ZM33 233L36 235H33ZM139 233V234H138ZM151 234V230L148 228V229H139V231L136 233V235H138V236H136L135 237V239L137 240L138 238H139V236L142 238V239H138L137 241H134L135 239H133L134 237H131V239H129V238H127V240L126 241H128V243L126 242V244H123V245H125V250L123 249L124 247L122 246L120 249H117V250H115L114 252H112L111 254H110V256L111 257H107V259H105V260H103V264H148V262L150 263L151 262V259L153 258H155L154 256H157V253H156V249H155V247H152V246H150V245H148L147 246V244L145 245V244H143L142 242L140 243V241L142 240V241H144V240H149V239H151V237H152V235L151 236H149L150 234ZM170 233V234H169ZM49 234V235H48ZM57 234V235H56ZM141 234V235H140ZM146 234V235H145ZM59 235V236H58ZM145 235V236H144ZM46 236H48L47 238H46ZM168 236H169V238H168ZM171 236H173V237H171ZM24 237V236H23ZM35 237V238H34ZM57 237V238H56ZM166 237V238H165ZM24 238H26V237H24ZM27 238L26 239H24V240H26L27 241ZM50 238H51V240H50ZM168 238V239H167ZM176 238V239H175ZM182 238V239H181ZM186 238V239H185ZM193 238V239H192ZM58 239V240H57ZM174 239V240H173ZM46 240H48V241H46ZM177 240V241H176ZM193 240V241H194ZM21 241H23V240H21ZM26 241H25V243H26ZM49 241H52V242H50L49 243ZM132 243H131V242ZM19 242V241H18ZM24 242V241H23ZM23 242H21V243H23ZM29 242H35V241H29ZM139 242V243H138ZM148 242V241H147ZM164 242V243H165ZM10 243V242H9ZM8 243V244H9ZM20 243V242H19ZM18 243V244H19ZM25 243H23V244H25ZM27 243H28V241H27ZM49 245H48V244ZM134 243V244H133ZM165 243V244H166ZM10 244H12V243H10ZM9 244V245H10ZM14 244V243H13ZM39 244L37 245V247L39 246ZM57 244V243H56ZM129 244V245H128ZM139 244H141V245H139ZM21 245V244H20ZM20 245H18V246H20ZM46 245H48V246H46ZM128 245V246H127ZM139 245V246H138ZM172 245V244H171ZM174 245V244H173ZM15 246V247H14ZM21 246H23V245H21ZM25 246H27V245H25ZM25 246H24V248H25ZM42 246V247H41ZM53 246V247H54ZM126 246H127V248H126ZM43 247V248H44ZM144 247V248H143ZM15 248V249H14ZM23 248V249H24ZM34 248V249H35ZM52 248V247H51ZM70 248H71V246H70ZM152 248V249H151ZM8 250V251H6V250ZM9 249H11V250H9ZM33 249V248H32ZM146 249V250H145ZM149 249V250H148ZM3 250H4V252H3ZM18 250H20V252L18 251ZM40 250V249H39ZM50 250V249H49ZM48 250V251H49ZM67 250V251H66ZM65 251H62V252H60L61 253V257L64 259H60L61 261L63 260V261H65V259L69 256V254L67 253L68 252V250L69 249H66ZM9 252L10 253V251H11V253L12 254H10V256H9V254H7L6 252ZM19 252L18 254L16 253V252ZM21 251H23V253H24V256L25 255H27V256H23V259H21V254H23V253H21ZM150 251V252H149ZM152 251V252H151ZM38 254H40L39 252H38V250L36 251ZM41 252V251H40ZM66 252V253H65ZM117 252V253H116ZM155 252V253H154ZM3 253H5V254H7V256H4V254ZM14 253V254H13ZM21 253V254H20ZM42 253V252H41ZM48 253V252H47ZM57 253H58V251H57ZM60 253H58L57 255H56V257H58V258H60L59 256V254ZM66 254V256H65V254ZM69 253H71L70 254V256H74L73 255V249L71 248V251H69ZM18 256H20L19 258H20V260L19 259H17L16 260V258H17V255ZM37 254V255H38ZM64 254V255H63ZM67 254H68V256H67ZM41 255V254H40ZM53 255H54V253H53ZM53 255H49V256H52V258H51V260L53 259V258H55L56 260L58 259V258H56V257H53ZM115 255H117V256H115ZM153 255V256H152ZM9 256V257H8ZM16 256V257H15ZM10 257H11V259H10ZM36 257V256H35ZM34 257V258H35ZM66 257V258H65ZM115 257V258H114ZM116 257H117V259H116ZM199 257V256H198ZM8 259H10V260H8ZM13 259V260H12ZM30 259L32 260L33 258H31L30 257ZM38 259V258H37ZM152 259V260H153ZM199 259H200V257H199ZM12 260V261H11ZM28 260H29V258H28ZM35 261H36V259H34ZM59 259L57 260V262L58 261H60ZM147 260H149V261H147ZM171 260V259H170ZM169 260V258H167V259H164V263L163 264H174L173 262L174 261H170ZM13 262V263H11V262ZM38 261V260H37ZM36 261V262H37ZM54 261V260H53ZM105 261V262H104ZM52 262V261H51ZM56 262V261H55ZM54 263V262H53Z\"/></svg>",
    "mask_w": 264,
    "mask_h": 264
}]
</instances>
